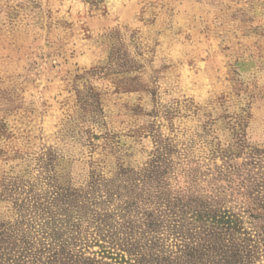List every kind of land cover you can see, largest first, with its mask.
I'll return each mask as SVG.
<instances>
[{
  "label": "rangeland",
  "instance_id": "374dc122",
  "mask_svg": "<svg viewBox=\"0 0 264 264\" xmlns=\"http://www.w3.org/2000/svg\"><path fill=\"white\" fill-rule=\"evenodd\" d=\"M228 164L264 201V0H0V264H38L46 191Z\"/></svg>",
  "mask_w": 264,
  "mask_h": 264
},
{
  "label": "trees",
  "instance_id": "16d2710c",
  "mask_svg": "<svg viewBox=\"0 0 264 264\" xmlns=\"http://www.w3.org/2000/svg\"><path fill=\"white\" fill-rule=\"evenodd\" d=\"M244 165L204 180L184 168L174 192L159 165L146 176L159 177L153 189L139 179L46 191L38 264H262L264 201Z\"/></svg>",
  "mask_w": 264,
  "mask_h": 264
}]
</instances>
